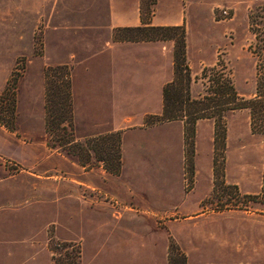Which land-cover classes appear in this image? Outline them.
Masks as SVG:
<instances>
[{
  "label": "rangeland",
  "instance_id": "374dc122",
  "mask_svg": "<svg viewBox=\"0 0 264 264\" xmlns=\"http://www.w3.org/2000/svg\"><path fill=\"white\" fill-rule=\"evenodd\" d=\"M80 1L83 0L71 2L77 4ZM155 4L156 0H141L140 12L146 21L151 17ZM181 6L187 42L186 59L195 82L192 85L193 96L205 94L209 87L212 89V81L227 75L240 99H256L258 85L264 99V0H182ZM160 10L162 13L167 12L165 8ZM101 12L96 9V16ZM73 13L75 15L76 11ZM71 21V11H59L54 0H0V177L15 178L18 183L30 174H35L48 178L50 184L61 181L63 202L60 223H56V230L50 229L44 234L51 257L50 264L52 259H58L61 252L60 247L56 246L55 250L56 243L63 247L76 245L80 253L77 264H98L96 253L99 249L93 245L95 226L99 225L100 228L96 227L97 237H102V227L105 225L108 232L119 219L112 216L97 218L93 213L99 209L113 212L119 209L104 205V199L114 202L120 198L127 201L129 195L136 194V186L127 192L126 187L121 186L127 176L122 172L114 175L104 169L109 163L99 162L90 149L95 145L102 149L108 148V140L112 138L96 144L95 139L108 134L81 137L74 122V107L73 138L70 132L55 129L56 124L66 116L60 77L67 75L71 84L74 74L76 83L86 82V91L77 109L81 115L85 111L86 116L95 119L91 121L92 125H110V129H116L112 133L119 132L122 139L126 129L138 126L148 128L150 126L147 124L153 121L151 116L160 114L162 87L173 76L174 44L171 41L157 42L158 97L154 92L157 82L154 72L147 87L141 85L132 89L131 85H126V93L129 91L127 96L134 100L126 101L120 107L112 98H108L102 101L101 106L98 103L101 102L98 94L100 86H112L111 80L106 78L110 71L103 72L106 66L103 57H96L88 63L90 72L77 66L87 57L95 56L98 52L95 43L98 45L108 37L104 30H95L98 26L66 24ZM132 36V33H120L119 39ZM204 69L214 70L208 72L206 78ZM100 77L104 78V82L99 81ZM50 88L54 99L50 105L52 124L47 131L45 108ZM151 89L153 93L150 100L141 102V94H148ZM142 114L145 116L140 125L137 122ZM207 114L219 121L215 110ZM123 115L124 120L121 118ZM250 115L247 109L226 113L219 121L216 147L215 126L211 134H208L205 126L201 127L197 139L196 125L193 139L189 136L181 139V122L176 124L175 131L176 126H171L159 127L148 133L129 134L124 141L126 150L137 143L142 146L143 154L137 155L141 158L139 166L135 168H129L126 159V171L140 181L141 192L155 194L164 189L158 185V180L165 177L173 182L174 192L178 190L176 186L179 179L183 180V189L184 180H187L192 184L191 189H184L188 193L195 181L190 194H202L200 208H203V212L239 213L264 219V134L252 131ZM129 117L132 119L129 120ZM255 119V123L264 124V112L255 114ZM116 120L117 124L114 122ZM206 121L214 123L212 119ZM163 124L167 123L158 125ZM223 131L225 147L221 145L220 139ZM72 139L78 145H66ZM214 158L217 160V173L214 172ZM236 183L239 185L236 186ZM208 186L212 187L210 192ZM50 189L48 185V195L52 193ZM71 190H78L77 210L70 199ZM47 203L49 211V198ZM226 204L230 207H224ZM170 220L176 231L180 230L183 217L175 216ZM158 222L161 223L159 219ZM169 243L168 262L169 257L173 258L177 252L187 260L176 239L170 238ZM214 260L222 261V258L215 255Z\"/></svg>",
  "mask_w": 264,
  "mask_h": 264
},
{
  "label": "crops",
  "instance_id": "0c3cea01",
  "mask_svg": "<svg viewBox=\"0 0 264 264\" xmlns=\"http://www.w3.org/2000/svg\"><path fill=\"white\" fill-rule=\"evenodd\" d=\"M71 1L54 0L59 11H71L73 21L66 24L98 26L95 30H104L108 37L102 40L104 42L100 41L98 45L95 43L98 51L95 56L87 57L77 66L83 67L85 72H90L88 63L96 57H103L102 61L107 66V68L104 67L103 72L110 71L111 76L107 77L106 75V78L111 80L113 87L100 86L98 94L101 102L98 103L103 106V100L112 98L114 103L121 107L126 101L134 100L127 96L129 91L127 90L126 93V85H131L132 89L139 88L141 85L147 87L154 72L157 77L154 92L158 97L160 83L158 79L159 43L116 42L113 39V32L117 28H134L143 25L140 12L141 0H83L77 4H72ZM181 2L182 0H156L155 9L146 22L149 23V26L155 27L183 24L184 13ZM163 8L167 9V12L162 13L160 9ZM96 9L99 12L102 11L100 15L97 13L98 16H96ZM75 11L76 14L73 15ZM75 19H79V21H75ZM128 79L130 80L127 81ZM102 80L104 78L100 77L99 81L104 82ZM119 82L120 84H118ZM85 87L86 82L76 83L73 74L71 97L74 107V122L77 130H80L78 132L81 133V137L115 132L116 129H110V125L103 127L92 125L91 121H95V119L86 116L85 111L81 115L77 107L86 91ZM106 89L107 91H105ZM149 91L148 94H141L142 98L139 97L141 102L150 100L153 91L152 89ZM124 115L121 117L123 120L125 119ZM144 116L142 114L137 123L142 125ZM131 119L129 117V120ZM114 122L118 123L117 120ZM209 122L204 120L196 124V139L203 126L208 130V134L214 133V123ZM176 124L178 122H170L145 129L138 126L126 129L122 133V171L120 173L122 172L127 177L121 186H125L127 192L136 186L134 189L136 194L129 195L127 201L120 198L113 200L114 202L112 199L109 201L104 199V205L116 206L119 209H114V212L99 209L93 213V216L97 218L112 216L119 219L114 222L116 226H113L108 232L103 224L104 231L99 232L102 237L99 235L97 237L96 227L99 228V225L95 226L93 245L95 244L97 250L99 249L96 253L98 264H168L170 238L176 239L182 246L187 264H264V219L246 217L239 213L212 214L207 213L206 210L203 212V208H200L203 201L202 194H190L194 190L195 181L191 192L188 193L183 189V180H178L176 186L178 190L174 192L173 182L165 177L158 180V185H162L164 189L156 191L155 194L141 192L140 181L135 180L134 174H128L126 171V159L129 168L130 166L135 168L139 166L138 161L141 158L137 155L143 154L142 146L137 143L126 150L124 141L127 135L148 133L159 127L176 126L175 131L177 130ZM180 136L181 139L184 136L182 123ZM47 179L30 174L29 177L16 183L15 178L0 177V264L51 263L44 234H47L50 229L56 230V223H60L63 185L61 181L50 184L51 182L48 183ZM76 183L78 184V181ZM48 185L51 186L50 190L52 191L49 195L47 194ZM211 188L208 186L209 192ZM120 191L121 189H119ZM244 193L249 194L248 192ZM113 197L111 196V198ZM48 198L50 200L49 211L47 209ZM70 199L77 210L79 206L78 190H71ZM175 216L183 217V225L178 231H176L173 221L170 220ZM158 219L161 223L158 222ZM101 222L106 221L102 220ZM215 255L221 257L222 261L214 260Z\"/></svg>",
  "mask_w": 264,
  "mask_h": 264
},
{
  "label": "trees",
  "instance_id": "16d2710c",
  "mask_svg": "<svg viewBox=\"0 0 264 264\" xmlns=\"http://www.w3.org/2000/svg\"><path fill=\"white\" fill-rule=\"evenodd\" d=\"M143 25L134 28H117L114 30L113 39L116 42H166L171 41L174 44L173 50V76L170 81L163 85L161 90L162 107L159 115L151 116L153 121L147 125L153 126L162 123L181 122L183 124L184 136L193 139L195 125L200 120H213L215 126L214 134V147L217 145L219 122L224 118V115L228 112L235 110L247 109L251 112V129L254 132L264 134V124L255 123V114L264 112V99L260 94V87L258 85V96L253 100H242L238 97L233 84L227 75H221V77L215 81L212 89L211 87L206 90L205 94H198L193 96L192 85L194 80L191 77L190 69L186 59V32L184 25L179 26H149V23L142 18ZM120 33H132L134 36L119 39ZM214 69H204L203 75L206 76L208 72ZM203 76V77H204ZM61 87L60 92L62 94V100L64 102L65 118L56 124V130L59 132H70L73 138V106L71 97V84L67 75L60 77ZM49 96L46 102V128L47 131L52 124L51 121V104H53L54 93L49 89ZM56 96V93H55ZM242 101V103H241ZM210 110H215L218 114L219 121L214 119V116L207 114ZM256 112V113H255ZM259 119V118H258ZM260 121V120H259ZM264 123V120H263ZM263 128V130H261ZM109 138H112L108 140ZM221 145L225 147V134L224 131L220 135ZM108 140V148H98L95 145L90 151L96 155L99 162L104 164L109 163V166L105 165L104 169L111 174L117 175L121 171V136L120 133H110L108 136H102L95 139L97 143H103ZM115 141V142H114ZM111 143V144H110ZM114 143V144H113ZM78 145L75 139L67 142L66 145L72 146ZM111 152V153H110ZM192 151L190 152V157ZM214 172L217 173V160L214 158ZM67 247H63L59 250V257L52 259V264H77V258L75 250L71 252L65 250ZM55 248V247H54ZM168 264H186L185 256L179 252L172 258L169 257Z\"/></svg>",
  "mask_w": 264,
  "mask_h": 264
},
{
  "label": "built area",
  "instance_id": "2783aa9c",
  "mask_svg": "<svg viewBox=\"0 0 264 264\" xmlns=\"http://www.w3.org/2000/svg\"><path fill=\"white\" fill-rule=\"evenodd\" d=\"M224 15H227V13L226 12H224ZM191 186H192V184H189L188 182H187V180H184V189H191ZM236 198H243L242 196H239V197H237V196H235ZM217 203H219V201H217ZM221 204H222V202H220ZM224 207H230V206H228L227 204L224 206ZM60 247V250L62 249V246L61 245H59V243H56L55 244V250L57 251V247ZM65 250H67V251H69V252H71L72 250H75L76 251V254L77 255H79L80 253H79V250H78V247L76 246V245H71L70 247H67Z\"/></svg>",
  "mask_w": 264,
  "mask_h": 264
}]
</instances>
